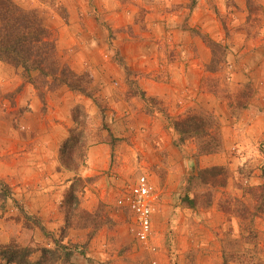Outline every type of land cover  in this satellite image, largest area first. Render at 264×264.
I'll list each match as a JSON object with an SVG mask.
<instances>
[{
  "label": "rangeland",
  "instance_id": "374dc122",
  "mask_svg": "<svg viewBox=\"0 0 264 264\" xmlns=\"http://www.w3.org/2000/svg\"><path fill=\"white\" fill-rule=\"evenodd\" d=\"M250 1V10H246L244 18L238 16L237 12H232L234 0H226L224 4L226 10H223L222 6V12H219V0H195L193 7L190 6V0H15L21 7L37 10L41 14L46 27L53 31L60 61L68 65L65 59L68 57V60L72 59L70 62L73 63L76 71L79 67L85 68L75 73H88L91 76L94 83V97L97 105L102 109H99L92 100L75 94L78 98L72 101L81 102L77 105L82 106L87 114L85 131L82 136L80 135L83 145L80 151H84L87 156L90 147L113 142V137L110 138L108 135L104 137L108 133L111 135L108 126L110 120H115L110 112L115 115L114 118L119 115L118 121L123 125L128 124L129 127L126 137L117 138L118 141L114 144L109 171H99V174L89 177L84 173L85 165L80 168L82 174L80 170L78 172L81 178L91 179L81 192L80 208L95 215L94 221L101 222L100 225L87 220L85 222L78 211H73V205L65 206V194L70 183L66 189L59 192L52 191L55 193L52 195L49 193V198L41 199L43 202H51L50 216L45 217L39 213L29 214L31 210L38 207L35 202L37 199L36 195L33 196L29 191L31 189L22 186L23 176L29 174H23L22 164L18 159L25 149L34 148V144L36 145L39 119L43 120V123H40V128L43 129L45 127L56 130L60 123L66 122L64 117H67V112L63 104L66 100L64 98L66 92L59 88L47 91L42 105L34 90L39 104L38 107L32 108L31 99H27L23 92V88L29 85L25 79L22 78V86L11 88L12 91L9 90V93L0 91V154L7 149L12 151L9 153H21L20 156L14 157L17 162L11 161L13 172L10 173L11 176L19 179L20 183L10 186L0 179V183L9 189L4 191V187L0 184V190L6 197L4 202L0 200V243L13 242L22 248H30L34 251L30 257V264L38 263L42 249H54L53 241H62L70 252L68 260H61L59 264H104L97 258L88 256L92 252L90 242L94 237L101 238L100 245H105L108 254L105 259L106 264L114 262L122 264H264V165L261 166L264 163H261L263 161L260 159V155L264 153V143H259L254 150L249 149L248 152L245 149L242 152L244 156L240 157L241 152L238 154V148L231 147L234 144L232 142L230 156L236 155L237 159L246 158L247 161L239 160L241 164L232 175L227 167H222L226 177L222 187L216 185L203 187L195 180L189 181L190 177L196 176L198 170H201L199 157L196 156V142L186 140L182 144L178 143L179 137L173 129V121L187 115L211 116L218 123L222 151L207 156L221 154L226 145L224 146L221 126L214 112L218 114L225 112L224 103L229 107L234 104L232 103L234 100H242L239 96L245 97L246 92L243 91L245 92L242 93L243 95L235 98V95L231 94L229 84L223 82V85L219 87L218 82L214 80L211 85L208 79V87L210 85L208 91L216 95V99L210 103L204 100L198 106L188 109L183 107L181 110L182 106L177 103L180 111L172 115L167 111L165 101L146 98L145 93L140 89L139 81L148 78L151 74H144L138 69V64L143 57L150 60L148 62H152L156 54L162 53L165 59L168 55V41L175 45V53L172 52L170 57H178L180 50L187 52L186 46L189 43L192 50L191 42L196 39L206 47L208 52L210 51L211 59L205 67L206 72L224 73V70L228 73L232 72L233 69H229V62L226 59L231 52L229 47L232 39L238 40L232 38V30L228 29V26H231L229 20L243 22L241 31H244L243 36H246V41L253 44L264 41V7L257 5L253 0ZM99 8H101L100 11H98ZM218 29L223 40L228 41V44L218 43L212 39L219 36ZM166 30H170L171 33H166ZM187 38L191 40L188 41ZM207 40L224 47L225 53L216 50L215 56H212ZM244 47L243 45L241 51ZM241 56L240 59L244 60L247 55L245 53ZM81 62L85 64L81 65ZM6 67L9 66L0 62V72L3 69L7 70ZM14 77L16 78L13 72H8L4 76L5 83L7 84ZM200 93L201 91L195 95L196 99ZM120 97L123 100L135 98L137 101L134 103V110H126L121 114L110 111L108 101L118 100ZM142 103L145 104L144 107ZM72 108L67 117L69 129L72 128L70 118ZM229 109L230 116L227 114V118L234 117L238 120L241 118L243 121L248 117L244 110L230 107ZM156 110L158 113L155 119H159L160 124H164L163 131L173 138L170 140V148L163 149L160 157L154 156ZM142 114L144 116H141ZM143 117L144 120H142ZM230 125L232 127L231 123L226 124L227 127ZM168 129L170 131L167 132ZM214 132L218 134L217 130ZM29 141L32 142L31 145ZM22 142H25V145ZM122 142L135 148H132L133 153L130 150L126 151L124 161L118 159L121 154L119 155L116 149ZM7 157L9 156L0 157V160ZM121 165L126 169V174L115 172ZM59 170L66 172L58 166L57 171ZM49 171L51 175H54L53 170ZM50 173L45 171L42 177H38L43 180L38 181L37 193L46 194L43 189L50 185L46 180ZM141 175L147 176L153 187L151 239L153 252L137 244L135 235L131 231L132 217L127 212L119 213L120 210L114 204L118 192L128 187ZM252 175L256 182L252 181L251 185L237 181L240 178L248 179ZM35 176L38 175L35 174ZM63 176L66 178L65 175ZM60 181L62 182L63 179L54 178L51 182L55 183L51 187ZM185 196L196 200L194 209L186 208V203L183 201ZM85 202L87 209L82 207V203ZM87 203L95 204L94 208L90 209ZM43 207L46 210V207ZM21 211L26 213L27 217L23 216ZM39 224L44 231L38 228Z\"/></svg>",
  "mask_w": 264,
  "mask_h": 264
},
{
  "label": "crops",
  "instance_id": "0c3cea01",
  "mask_svg": "<svg viewBox=\"0 0 264 264\" xmlns=\"http://www.w3.org/2000/svg\"><path fill=\"white\" fill-rule=\"evenodd\" d=\"M219 6L220 11L222 12L221 8L223 6V10H226L224 7V4L226 0H219ZM257 5L264 7V0H253ZM219 9V8H218ZM264 9V8H263ZM101 8L98 9L100 11ZM232 12H237L238 16L246 17V0H234V6L231 8ZM103 11V10H102ZM101 11V12H102ZM73 17V15H72ZM234 20H229L228 22L231 23V26H228V29L232 30L233 37L236 38L238 41H235L232 39V44L229 47L231 50L229 57L226 59L229 62V69H233L232 72H227L224 70V73L217 72H206L205 67L209 63L211 59L210 51L206 49V47L201 43L198 42L196 39H193L191 42L193 44V48L191 50V44L189 43L186 46V53L184 51L180 50L179 56L170 57L171 53H175L173 43L168 41V55L165 59L164 55L162 53L156 54L154 57V61L148 62L150 60L144 59L140 60L138 69L142 73L151 74V76H148V78H142V81H139L140 83V89L143 93H145L146 98H154V100L159 101L163 100L165 101V105L168 108V112L172 115L177 114L178 111L189 107H195L196 105H200L204 100L206 102L215 100L217 97L214 96L211 91H208V88H210V85L208 87L207 80L212 82L215 80V82L219 83V87L223 85V82L227 85L229 84V87L231 89V94L235 98H238L239 96L242 100H234L232 103L233 105L229 106L230 108H239L240 110H244L246 114H248L247 119L241 121L232 117L227 118V114L230 112V109L226 103H224V109L225 112H220L218 114L216 111L214 112L218 122L221 126V132H222V139L224 142V151L221 154L213 155V156H201L199 157V165L200 169L210 168V167H227L228 171H230V175L234 174V170L238 168V165L241 164L239 160H246L244 159H237L236 155L234 157H231V150L230 145L232 142L234 144L231 145L233 148H238L237 153L240 152V157H243L244 154L242 152L246 149L248 150H254L256 146L259 143H264V41H260V43L253 44L250 41H246V36H243L244 31H241L243 22H236ZM150 25V23H149ZM71 27H74L75 25H70ZM148 27V25H147ZM236 27V28H234ZM168 29V26H167ZM164 31V28L162 29ZM171 31L166 30V33L169 34ZM217 34L219 36L212 37V39L215 42H226L228 44V41H224L222 35L219 33V29L217 30ZM186 38V37H185ZM186 40H191L190 38H187ZM244 47V50L241 51V48ZM251 46V47H249ZM179 49V48H178ZM179 51V50H178ZM62 53V51H61ZM246 53V57L244 60H241V55H244ZM78 55V54H76ZM237 57L240 60H235ZM68 62V66L75 72V67L72 62H70L68 57L65 58ZM233 62H231L230 61ZM105 60V59H104ZM85 64V62H81V65ZM128 65V64H127ZM152 66V67H151ZM7 70H4L0 72V91L1 93H9L11 88L14 89L16 87L22 86V78L20 75H17L16 70L6 67ZM84 67H79L76 71L77 73L84 70ZM13 72L15 74L16 78L10 79L8 83H5L4 76L7 75V73ZM257 78V79H255ZM260 78V79H258ZM5 80V81H4ZM8 85V86H7ZM213 88V87H211ZM61 91L66 92L65 93V101L63 102L64 106H66V116H69V110L74 106L77 105V103H81L78 101H72L73 99H77L78 96L74 93L69 92L65 87L59 88ZM197 89V90H196ZM10 90V91H9ZM24 94H26L27 99H31V107L35 108L38 107V99L35 95V91L30 85H26L23 88ZM195 90L197 92H195ZM201 91V93L198 95V99H196L195 95L198 94V92ZM243 91H245L243 93ZM101 94V92H99ZM234 93V94H233ZM241 93V94H240ZM243 93V94H242ZM226 95V94H223ZM113 97V96H112ZM231 97V96H230ZM233 98V97H232ZM70 101V102H69ZM137 100L135 98L132 99H126L123 100H112L108 101V109L110 111L117 112L118 114H121L122 112H125L126 110H134V103ZM239 102L241 103L239 105ZM50 103V102H49ZM179 103L180 110H179ZM197 103V104H195ZM143 107H144V103ZM227 108V109H226ZM221 110V106H220ZM129 112H127L128 114ZM157 110L156 113H154V156H159L160 153L163 151V149L170 148L171 141L173 140L172 136H168L169 134H166V131H163L164 124H160L159 119H155L157 117ZM112 118L115 120H110L109 131L111 135L114 138L123 139L124 136L126 137L127 129L129 127L128 124H122L120 121L119 115H113L112 112ZM229 115V114H228ZM141 116H144L143 114ZM230 116V115H229ZM67 117H64V123H60L58 127L55 129H47L44 127V129L40 128V123H43V120L41 121L39 119V129L36 130L37 136L35 139L36 145L34 144V148H27L25 149V153H9L12 152L11 150L7 149L2 152L3 154H0L1 158H4L5 155L9 156L7 158H11L8 160L7 158L0 160V179H3L5 183H8L10 186H16V184L20 183L19 179L16 177L11 176L10 173H12V165L11 161L17 162L14 160L15 156H20L19 161H21L22 164V170L23 174L28 173L29 175H25L22 178V186L28 187L29 190L33 196L36 195L35 202L37 203L34 210H31L29 214L32 213H39L40 215H45V217L50 216L52 207L51 202L49 201H42V198H49L48 194L59 192L60 190H64L67 188V185L69 184V179L74 176V174H71L70 172L66 171L63 172L62 170L57 171V167L59 166L58 163V152L62 146V144L66 141L68 138V129L70 128L69 121L67 120ZM129 120V118L127 119ZM144 120V117L142 118ZM225 121V122H224ZM132 123V122H131ZM232 124V127H227L226 124ZM65 125V126H64ZM66 127V128H65ZM50 128V127H49ZM47 129V130H46ZM31 130V129H30ZM170 131V129L167 130V132ZM241 133H240V132ZM108 134H105L104 137H106ZM238 136H241L240 138H237ZM240 139V141H239ZM243 141V143H242ZM25 142H22V144ZM32 142L29 141V145H31ZM126 143H120L118 145V154L120 157H118L119 160L124 161L126 160L124 154L126 151L130 150L132 153L134 150L131 146H128ZM241 144V145H240ZM135 149V148H134ZM264 149V147H263ZM110 147H108L106 144H101L96 147H90L87 151L86 156V167L84 169V173L88 175L89 177H93L92 175L99 174L100 172H107L109 171L110 167ZM227 151V152H225ZM131 153V152H130ZM131 153V154H132ZM195 153V152H193ZM260 159L263 161L261 163H264V153L260 155ZM155 160V159H154ZM237 161V165H235L234 161ZM35 161L37 163H35ZM251 163V161H249ZM264 164H261L263 166ZM113 169V168H112ZM53 170L54 175H51V171ZM45 171L50 173V176L46 178V180L50 183V185L46 186V189H43V191L46 192V194H43V192H36L38 189V181H42L43 179L38 177H42V174L45 173ZM81 171V170H80ZM114 170H112L113 172ZM116 173H123L126 174V169L121 165V167L118 170H115ZM111 173V172H110ZM37 174L38 176H35ZM82 174V171H81ZM112 174V173H111ZM255 174V171H254ZM65 175L66 178H63ZM124 176V175H123ZM145 176V175H141ZM237 176V175H236ZM87 177V176H85ZM147 177V176H146ZM54 178L63 179V181L59 182L58 184H55V186H52L55 182H51ZM168 178L172 179L170 176ZM232 180V177H231ZM237 180V179H236ZM237 181L244 182V183H250L252 181L256 182L252 177H249L248 179H238ZM66 182V183H65ZM28 190V189H27ZM87 190V189H86ZM55 191V192H52ZM31 203V200H30ZM25 205H28L27 202H24ZM86 202L83 204L82 207L84 209H87L85 206ZM90 205V209H93L95 204L93 203H87ZM106 204V202H104ZM35 206V204H34ZM45 206L46 210H44ZM50 209V211H49ZM88 211V210H87ZM126 212V211H124ZM121 213V211H119ZM54 219H56V216H54ZM94 237V239L90 242V250L92 251L89 257H95L99 260L100 263L106 264V257L108 256L106 252L105 245L101 246L102 244L101 238ZM105 249V250H104ZM108 251V250H107ZM101 258H100V257ZM111 264H122L120 262H114Z\"/></svg>",
  "mask_w": 264,
  "mask_h": 264
},
{
  "label": "trees",
  "instance_id": "16d2710c",
  "mask_svg": "<svg viewBox=\"0 0 264 264\" xmlns=\"http://www.w3.org/2000/svg\"><path fill=\"white\" fill-rule=\"evenodd\" d=\"M195 0H190L193 7ZM250 0H246L247 11L250 10ZM207 45L215 56L216 50L225 53L226 49L217 43L207 40ZM205 43V42H204ZM214 58V57H213ZM212 58V59H213ZM0 62L16 70L21 78L32 86L36 91L39 101L44 104L46 92L65 87L74 94L81 95L92 100L95 105L93 81L88 73L77 74L68 65L60 61L53 31L44 24V19L37 10H28L18 5L15 0H0ZM212 63V61H211ZM102 109V108H101ZM72 128L68 131V138L62 144L59 151V167L72 172L74 177L69 181L70 185L65 194V206L73 205V211H78L84 221L94 222L95 215L81 210V192L91 179L81 178L78 175L80 168L86 161L85 152L80 141L87 124V114L82 106L75 105L70 111ZM173 129L178 135V143L186 140L196 142V156H207L222 151V142L219 135L218 123L211 116L187 115L184 118L173 121ZM218 131V134L214 131ZM108 137H113L108 133ZM118 141L113 137V142L107 143L111 148ZM86 143H84L85 145ZM85 147V146H84ZM225 170L222 167H210L198 170L196 176L190 177L189 181L195 180L201 186L216 185L222 187L225 182ZM1 184V183H0ZM4 191H9L7 186L1 184ZM5 195L0 190V200L5 201ZM186 208L194 209L196 200L184 197ZM27 217L26 213L21 211ZM88 223V222H87ZM67 226V219L65 220ZM41 231L44 228L39 224ZM86 228V227H84ZM54 249H42L37 264H59L61 260H68L70 252L67 251L62 241L55 242ZM34 254L30 248H22L10 242L0 243V264H30V257Z\"/></svg>",
  "mask_w": 264,
  "mask_h": 264
},
{
  "label": "built area",
  "instance_id": "2783aa9c",
  "mask_svg": "<svg viewBox=\"0 0 264 264\" xmlns=\"http://www.w3.org/2000/svg\"><path fill=\"white\" fill-rule=\"evenodd\" d=\"M153 187L146 176H139L126 188H122L115 198V207L126 211L131 218V231L139 246L147 251H154L151 246Z\"/></svg>",
  "mask_w": 264,
  "mask_h": 264
}]
</instances>
